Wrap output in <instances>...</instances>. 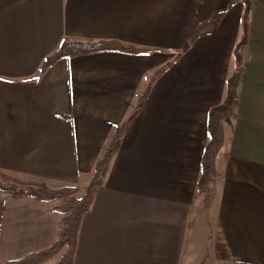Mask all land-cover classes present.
Returning a JSON list of instances; mask_svg holds the SVG:
<instances>
[{
  "label": "crops",
  "instance_id": "1",
  "mask_svg": "<svg viewBox=\"0 0 264 264\" xmlns=\"http://www.w3.org/2000/svg\"><path fill=\"white\" fill-rule=\"evenodd\" d=\"M248 13L236 116L209 193L197 184L208 112L226 98ZM63 40L142 52L43 69ZM132 116L82 219L74 264H264V0H0V180L78 186L79 197ZM59 204L0 192V264L56 241Z\"/></svg>",
  "mask_w": 264,
  "mask_h": 264
},
{
  "label": "trees",
  "instance_id": "2",
  "mask_svg": "<svg viewBox=\"0 0 264 264\" xmlns=\"http://www.w3.org/2000/svg\"><path fill=\"white\" fill-rule=\"evenodd\" d=\"M249 14L243 19V40L235 47L233 59L235 71L226 83V98L223 102L211 107L208 112L207 131L209 139L205 144L201 158V175L198 179V189L211 192L209 181L218 175L216 161L219 152L225 142V128L236 116L238 102L237 87L242 73V51L247 40L249 27ZM118 51L129 54H139L142 49L127 46L117 40H101L95 42L63 40L57 51L52 54L43 65V69L49 67L60 59H70L76 56ZM171 64L165 65L155 73V77L161 75ZM149 92L146 87L138 100L136 112L142 108ZM134 116L119 126L113 135V139L102 157L95 165V171L90 184L79 197L75 196L79 191L78 186H62L50 188L43 183L24 182L14 179L6 174L3 176L7 181H0V192L11 195L15 198H33L38 201L61 200L62 203L54 208L63 215L62 226L56 241L48 248L31 253L26 257L9 261L5 264H40L64 250L57 264H74L77 250L79 230L84 215L89 211L97 189L102 183V177L107 170L109 163L117 152L120 139L126 128L133 121Z\"/></svg>",
  "mask_w": 264,
  "mask_h": 264
},
{
  "label": "rangeland",
  "instance_id": "3",
  "mask_svg": "<svg viewBox=\"0 0 264 264\" xmlns=\"http://www.w3.org/2000/svg\"><path fill=\"white\" fill-rule=\"evenodd\" d=\"M250 3H251V0H247V4H248V6L250 5ZM249 14V13H248ZM208 29V28H207ZM187 44V43H186ZM185 48H186V45H185ZM185 48L183 47V49L182 50H178V51H175V52H172V54L170 55V62L168 63V64H172L173 63V61L178 57V56H180V55H182V53L184 52V50H185ZM167 65V64H166ZM165 66V65H164ZM163 66V67H164ZM163 67H160L159 69H157L155 72H154V74H153V80H156L159 76H157V77H155V73L158 71V70H160V69H162ZM151 82V81H150ZM150 85V84H149ZM148 85V86H149ZM7 175V174H6ZM8 176H10V177H12V178H14V179H17V178H15L14 176H11V175H8ZM19 180V179H18ZM0 181H7V179L3 176L2 177V179L0 180ZM25 182V181H24ZM2 193V192H1ZM3 194H6V193H3ZM75 196H77V193H76V195ZM78 197V196H77ZM60 202L62 203V201L60 200Z\"/></svg>",
  "mask_w": 264,
  "mask_h": 264
}]
</instances>
